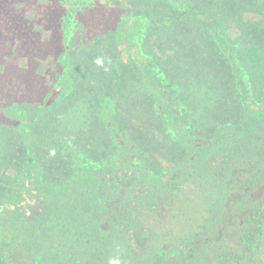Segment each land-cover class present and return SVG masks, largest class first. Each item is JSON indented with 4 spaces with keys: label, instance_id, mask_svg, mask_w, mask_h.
I'll return each instance as SVG.
<instances>
[{
    "label": "trees",
    "instance_id": "obj_1",
    "mask_svg": "<svg viewBox=\"0 0 264 264\" xmlns=\"http://www.w3.org/2000/svg\"><path fill=\"white\" fill-rule=\"evenodd\" d=\"M46 1L65 52L58 64L48 63L55 86L44 104L31 100L32 79L13 48L25 33L0 32V45L11 49L1 55L0 98L8 103L2 113L14 122L0 125L1 177L5 156L20 158L9 165L10 182L0 181L9 190L0 213V264H146L139 260L165 244L172 252L161 264H264V100L251 98L264 93V83L250 90L246 55L254 59L256 49L237 54L242 45L232 44L237 36L229 26L246 14V3ZM32 2L0 0V18L15 25L14 5L28 4L34 13ZM113 8L131 14L116 20ZM99 20L111 29L93 37L91 51L82 47L79 60L69 57L76 31ZM239 22L243 39L264 45L262 19ZM148 33L183 39L186 51L132 60L129 35L143 43ZM105 41L112 47L101 54ZM60 61L67 64L56 71ZM227 96L242 105L237 126L209 116L214 108L226 111ZM140 107L175 138L172 148ZM207 184L217 189L214 201L204 194ZM20 210L14 222L11 213Z\"/></svg>",
    "mask_w": 264,
    "mask_h": 264
},
{
    "label": "rangeland",
    "instance_id": "obj_2",
    "mask_svg": "<svg viewBox=\"0 0 264 264\" xmlns=\"http://www.w3.org/2000/svg\"><path fill=\"white\" fill-rule=\"evenodd\" d=\"M18 1L20 0H16V2ZM247 1L249 0H243V2L246 3L245 4L246 14H244L245 12L242 11L241 16H238L237 18L238 20H236L235 22L230 21L229 26L232 29V33L237 36L236 41L234 39L232 44L236 45L237 46L236 48H240L242 45L241 49L239 50L237 54L242 52L244 47H247L246 52L247 50H249L251 54H253L256 49L255 58L251 59L250 54L246 55L247 61L245 63L247 67L246 72L248 73V75L246 74V76L248 78L247 80H249V83L247 82L248 83L247 85L250 86L249 87L250 90L251 89L255 90L254 88H252L254 85H260L264 83V45L260 46L258 41L253 40L251 37L249 38L247 37V39H243L242 37L244 36L240 34L239 30L240 28H243L245 26H242V23H240L239 21L244 19V21H247L246 23V26H247L249 24L256 25V23L261 22V19H262V23L264 24V6H262L261 8H257L254 4L249 5ZM250 1L252 3H256V4L260 3L261 5H264V0H250ZM32 4L33 6L36 5V10L34 13L28 10L30 9L29 8L30 5L28 4L24 6L14 5L13 10H16V11L13 13H15L14 18L16 20V24L10 25L9 22L2 20L0 18V32L7 31V30L14 31L15 29H17L20 31V33L21 32L25 33V37L23 36L21 39H18L19 41H17L16 39L13 48L15 49L17 54L22 57V64H23V67H25V69L24 68L23 69L27 72L28 77L32 79L31 82L33 83L31 84V86H33V89H32L33 94H32L31 100L43 101V104H44V96L49 92V89L51 87L55 86L53 85L54 80L52 79L53 78L52 75H50L49 72L46 71L47 66L52 62H56V60H57L56 64H58L59 63L58 58L59 56L64 54L65 48L60 47V40L59 38H57V35H59V30L57 29V24H56L57 16H55L54 14L48 11L47 8L50 5L49 2L46 0H34ZM1 13L2 11H0V16L2 15ZM125 13L126 12H123L122 9L113 8L112 14H110V16L111 17L113 16L116 20H118L121 17H125L131 14V13L130 14H125ZM18 21L22 22V24H19ZM233 23H235L236 28L234 27V25L232 26ZM24 26L28 28L27 31L25 30ZM138 26L141 28V25H138ZM106 27L109 28L104 21L99 20L95 24H89V26L85 29L77 30L74 37H72L71 47H69L68 49L70 52L69 57H74L75 59L79 60L80 59L79 52L82 50V47L84 46L86 47L89 46L90 48L89 51H91L92 47L90 46L92 45L93 37L95 35L103 34L104 31L107 29ZM71 30L73 31V28ZM194 33H198L197 35L201 36L200 34L201 31H194ZM125 36H127L126 32H124V37ZM129 36L131 37L130 38L131 45H128V42H126L128 45V47L126 48L129 49V52L133 53V56L131 57L132 60L139 58L143 61H146V59L151 55L150 53H154V52L157 53L161 51L162 55L163 54L171 55L172 54L171 51L175 49L186 51V47H184V45L186 46L184 40L183 39L177 40L178 39L177 37L176 39H170V40L168 39V40L162 41V40H158L154 36L153 33H148L143 43L141 42V38H140V42H141L140 44L139 35H138V40H137V35H129ZM186 38L187 37L184 34V39ZM122 39L123 37L120 38L119 41H122ZM114 40L116 41V38L113 37L112 42H114ZM244 40H247V42H245ZM202 43H203L202 45H204V42ZM116 46L119 47L120 45L115 44L113 47H116ZM101 47H102L101 54H103L106 51H108V49L112 46L108 44L107 41H105L104 44L101 45ZM9 50L11 49L4 47L3 45H0V63H2L1 55L7 54ZM95 50H96L95 53H97V49ZM203 50L205 49L203 48ZM52 52L54 53V58L48 57V55H50ZM187 55L190 56V52H188ZM92 57L93 55L91 56L90 61L88 60L89 63L91 62ZM13 60L15 61V58H13ZM66 64L67 63L65 62L62 63L60 61V65H56V71H61V70L63 71ZM51 68L52 67H50V70ZM233 97L234 98L227 96L226 98H224V100L226 101V105H225L226 108H224L226 111L224 113H222L221 110L217 111L216 108H214L213 109L214 111L212 110L210 111L209 116H213L217 120L224 118L227 123H231L232 125L237 126L241 122L242 116H243V114H241L242 105L240 103L239 98H237L236 96H233ZM251 98L256 103L260 104V102H263L264 100V93L256 92L255 90V92L251 94ZM6 99L7 98L5 97L0 98V125H2L3 128L6 127L7 129H10L14 122L10 119H6L2 113V107L8 104ZM137 111L140 112L141 115L142 114L146 115L142 119L143 120L148 119L150 122L149 124H152V127L155 126V128H152L154 131L157 129V127H159L162 130V132H160L158 135L160 137V140L163 142L165 146H167L168 148L169 147L172 148V146L174 145L172 140H174L175 138L171 137L170 132L168 135H166L165 130L161 128V126L163 127L164 124L163 123L161 124L160 120L157 117L153 118L151 115L146 113L147 110H144L142 107L137 109ZM218 113L222 115H219ZM7 133L6 134L9 137L10 136L9 131ZM188 134H190V130H186L185 135L186 137L191 138V136H189ZM1 135L2 136L0 140L4 141L5 134H1ZM9 145L12 146L11 141H9ZM148 145L150 146V142H148ZM6 146H7V143H6ZM6 156L3 159L4 160L3 167L5 168V170L3 171L4 176L2 175L1 177L0 175V181L9 183L10 179L8 178L14 175V172H12L13 170L11 169V167L9 168V165L13 164L14 162H17L20 158L15 155H10L8 159H6ZM154 167L157 168L158 165H155ZM132 173H134V171ZM216 190L217 189L215 187H213L210 184H207L206 191L204 194H207V197L210 199V201H214L216 199V193H217ZM8 193H9V190H3L2 186H0V213H2L3 211V209H1V206L4 204L5 201H8V199L5 198ZM21 213H22L21 210L14 211L13 213H11V216L13 217L14 222L19 221V217L21 216ZM4 214L9 216L6 212ZM228 241L229 240L227 241L225 240L222 243H227ZM165 246H164L165 250L163 252L159 254H153L152 256L147 257L145 260L141 259L139 260V262L144 261L143 263H146V264L163 263L165 260L168 259L167 255H164V253L166 251L168 253L172 252L171 251L172 248L166 249ZM175 255L176 254H173L171 257ZM62 264H67L66 260H64ZM89 264H94V263L90 262ZM136 264H138V261H136Z\"/></svg>",
    "mask_w": 264,
    "mask_h": 264
}]
</instances>
